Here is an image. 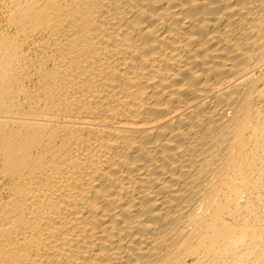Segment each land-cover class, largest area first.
Here are the masks:
<instances>
[{
  "label": "bare ground",
  "instance_id": "obj_1",
  "mask_svg": "<svg viewBox=\"0 0 264 264\" xmlns=\"http://www.w3.org/2000/svg\"><path fill=\"white\" fill-rule=\"evenodd\" d=\"M0 264H264V0H0Z\"/></svg>",
  "mask_w": 264,
  "mask_h": 264
}]
</instances>
